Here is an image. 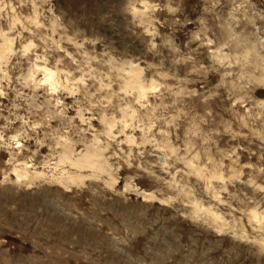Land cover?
Listing matches in <instances>:
<instances>
[{"label":"rangeland","instance_id":"rangeland-1","mask_svg":"<svg viewBox=\"0 0 264 264\" xmlns=\"http://www.w3.org/2000/svg\"><path fill=\"white\" fill-rule=\"evenodd\" d=\"M0 264H264V0H0Z\"/></svg>","mask_w":264,"mask_h":264}]
</instances>
